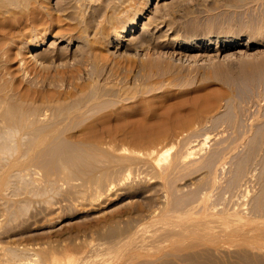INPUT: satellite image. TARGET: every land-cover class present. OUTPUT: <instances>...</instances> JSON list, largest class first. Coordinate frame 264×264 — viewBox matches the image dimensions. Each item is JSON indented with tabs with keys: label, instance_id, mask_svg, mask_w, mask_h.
Returning a JSON list of instances; mask_svg holds the SVG:
<instances>
[{
	"label": "rangeland",
	"instance_id": "1",
	"mask_svg": "<svg viewBox=\"0 0 264 264\" xmlns=\"http://www.w3.org/2000/svg\"><path fill=\"white\" fill-rule=\"evenodd\" d=\"M107 1L0 0V96L26 94L9 98V117L22 109L34 131L60 130L27 158L39 178L53 173V194L19 195L10 204L28 207L10 217L0 205V244L44 264H251L224 230L259 227L264 242V0H152L119 43L144 0ZM41 32L48 42L23 60ZM182 40L222 48L204 55ZM90 127L96 138L81 133ZM227 214L249 222L229 227Z\"/></svg>",
	"mask_w": 264,
	"mask_h": 264
},
{
	"label": "bare ground",
	"instance_id": "2",
	"mask_svg": "<svg viewBox=\"0 0 264 264\" xmlns=\"http://www.w3.org/2000/svg\"><path fill=\"white\" fill-rule=\"evenodd\" d=\"M5 1V0H4ZM59 1H63V0H59ZM113 1V0H112ZM114 1H116V0H114ZM125 3L124 4H126V1L125 0H123ZM139 1V0H138ZM36 2V1H35ZM109 2H110V0H109ZM108 1H107V3H109ZM153 1L152 0H144V3L142 4L141 2V6H140V3L138 4L139 6H140V9L136 12V14L134 15V16H132L131 17V19H129L128 20V22L127 23H125L124 24V26L121 28V30H120V32L118 33V35H117V42L119 43V42H121L122 40H128V36L130 35V33L131 32H133L134 30H135V28L138 26V24H139V22H140V20H141V18L143 17V15L145 14V11L148 9V5L149 4H151ZM28 3V2H27ZM58 3V2H57ZM59 3H62V2H59ZM58 3V4H59ZM115 3H117V5H118V3L120 4V0L118 1V2H115ZM17 4V3H16ZM33 4V3H32ZM111 4V3H110ZM113 4V3H112ZM61 5H63V4H61ZM67 5V4H66ZM117 5H114V6H116V7H118ZM120 5H122V6H124L123 5V2L120 4ZM109 7H110V5H108ZM122 6H121V8H122ZM34 7V6H33ZM120 7V6H119ZM114 8V10L116 9L117 11H119L118 9H121V8ZM38 8V7H37ZM111 8V7H110ZM113 8V7H112ZM127 8H128V6H127ZM134 8H135V6H134ZM138 8V7H137ZM35 9V8H34ZM65 9V8H64ZM115 10V11H116ZM121 10H123L124 11V9H121ZM120 10V11H121ZM35 11V10H34ZM37 11H38V9H37ZM36 11V12H37ZM113 11V10H112ZM133 11V10H132ZM122 13H124V12H122ZM39 14V13H38ZM131 15V14H130ZM132 15H133V13H132ZM1 16V15H0ZM33 17H34V15H32ZM53 17V16H52ZM1 18V17H0ZM129 18V17H128ZM2 20H3V17H2ZM1 19H0V21H2ZM5 20H6V18H5ZM27 21V20H26ZM61 21V20H60ZM126 22V21H125ZM3 26V25H2ZM122 26V25H121ZM1 28V27H0ZM5 28V27H4ZM1 30H3V29H1ZM0 30V31H1ZM2 32V31H1ZM20 32V31H19ZM44 32V31H43ZM3 33V32H2ZM1 33V34H2ZM12 34V33H11ZM56 35V33H54V36ZM2 36V35H1ZM0 36V37H1ZM20 36V35H19ZM48 36H49V34H47L46 32L45 33H42L41 32V34L37 37V39H35V41L34 42H32L31 44V48L30 49H28V51H27V53H25L23 56V60H25L26 61V59H32L33 57H35L34 55V52H35V50H38V49H41L45 44H46V42H48V40H49V38H48ZM53 36V37H54ZM8 37V36H7ZM56 37V36H55ZM79 37V39L81 38V36H78ZM3 39L2 40H4V36L2 37ZM9 39V38H8ZM17 39V38H16ZM77 39V38H76ZM0 40H1V38H0ZM5 41H6V39H5ZM80 41V40H79ZM85 41V40H84ZM3 42V41H2ZM8 42V41H7ZM53 42V41H52ZM1 43V42H0ZM15 44V43H14ZM128 44V43H127ZM87 45V44H86ZM1 46V45H0ZM10 46V45H9ZM179 46H182V48H185V49H187V48H189L190 46L191 47H193L194 48V46H195V49H193V50H195V51H200V53H202V54H206V55H210L213 51H215V50H219L220 48H222V45H219L218 44V42H209V43H205L203 46H202V48L200 47V44L198 43V42H196V43H192V42H190V41H185V40H182L181 42H180V44H179ZM207 46V48H204V47H206ZM87 47V46H86ZM224 47V46H223ZM2 48V47H1ZM0 48V49H1ZM4 48V47H3ZM6 49H4L3 51H5ZM1 51H2V49H1ZM10 51V50H9ZM75 51V50H74ZM6 52V51H5ZM4 52V53H5ZM2 53V52H1ZM1 53H0V55H1ZM7 54H8V51H7ZM10 54H11V51H10ZM9 54V55H10ZM15 54H16V52H15ZM19 54V53H18ZM21 54V53H20ZM36 54L38 55L39 54V52H36ZM41 54V53H40ZM4 55V54H3ZM5 55H6V53H5ZM12 55V54H11ZM2 56V55H1ZM20 56V55H19ZM19 56H17V54H16V58L17 57H19ZM2 57H0V59H1ZM4 58V57H3ZM7 58V57H6ZM9 58V57H8ZM22 58V57H21ZM11 59V58H10ZM16 60V59H15ZM21 60V59H20ZM22 61V60H21ZM18 62H20V61H18ZM22 63V62H21ZM27 65V64H26ZM18 66H20V63H19V65ZM18 66H17V68H18ZM16 67V66H15ZM256 67V66H255ZM14 68V67H13ZM12 68V69H13ZM8 69V68H7ZM19 69V68H18ZM7 71V70H6ZM10 71V70H9ZM14 76V75H13ZM245 80V79H244ZM232 83V82H231ZM18 86V85H17ZM20 86V85H19ZM18 86V87H19ZM16 86H14V88H15ZM18 87L16 88V89H18ZM13 88V87H12ZM11 88V89H12ZM20 88V87H19ZM10 89V90H11ZM24 89V88H23ZM23 89H21V90H11V91H6V92H1V98H0V112L2 113V114H0L1 115V118H3V119H1L0 120V123L2 124H0V205L2 206V207H4V209L3 210H5L6 211V213L4 214V215H6L7 214V217L9 216V214H15V213H18L19 211H23L26 207H28V205H27V203L29 204V201L28 200H19L18 202H15L16 204L14 205V206H12L10 203H11V201L12 202H14V200L15 199H17V198H20L21 196H19V195H21V194H24V193H29V195H25V196H29V197H31V195H33V196H35V197H37V196H44V195H46L47 194V192H48V189H49V191H50V193L49 194H53V192L51 193V191H53V190H51V189H54L55 188V186L54 185H56L55 184V182L56 181H54L52 178H51V175L53 174H49L48 176L46 175H44L45 177L43 178H39L38 177V173H35V170H37L39 167H37V169L35 168H33L34 166H33V164L32 163H30L29 161H30V159H29V161L27 160V158H31L32 159V157H34V159L37 161V158H39V155H38V157L36 156L38 153H40V147L42 148V146L44 147L45 145H46V143H48V144H51L50 143V141H52V140H50V139H52V137L54 138V136H52V135H55V133L57 132V134L59 133V126H57V125H55V126H51L50 128L49 127H46V129L44 128L43 130V132H41L40 131V133H39V129L37 130H33L34 128H32V126L29 128V127H27V125H25L24 123H23V120H20V119H22V114L20 115V111L22 110H20L19 109V107H15L17 104H14V109H15V111H19V116L18 117H20V119H18L17 117H15L16 115H18V113H13L14 111L12 110V112L11 113H13V114H15L13 117L10 115V117H9V114H10V112L8 111V110H10V109H8V105H7V107H6V103H8V104H10L9 102V98H11L12 99V97L11 96H15V97H19V98H23L26 94H25V90H23ZM26 89V88H25ZM1 90H3V89H1V87H0V91ZM27 90V89H26ZM26 93H28V91H26ZM215 98H213V97H210L209 98V100L207 101V103L205 104V111L206 110H211L212 108H214L216 105H217V103H218V100L220 99V96H214ZM14 98V97H13ZM10 99V100H11ZM8 101V102H7ZM16 109H18V110H16ZM42 109V108H41ZM61 111H63V110H65L64 108L63 109H60ZM59 110V111H60ZM24 111V110H23ZM23 111H22V113H23ZM41 111V110H40ZM60 111V112H61ZM9 112V113H8ZM64 112V111H63ZM28 113H30V110H29V112ZM32 113V112H31ZM43 113V112H42ZM57 113H59L58 112V110H57ZM68 113V112H67ZM66 113V114H67ZM34 114L36 115V113H35V111H34ZM37 114H39V113H37ZM3 115V116H2ZM28 115H32V114H28ZM28 115H26V116H28ZM43 115V114H42ZM194 115V114H193ZM6 116H7V119H5L6 118ZM26 116H25V118H26ZM38 116V115H37ZM45 116H46V114H45ZM43 117H44V115H43ZM69 117V116H68ZM195 117V116H194ZM11 118V119H10ZM15 118H17L18 120H19V122L17 123L16 121H18V120H16ZM24 118V117H23ZM24 118V121L25 120H27V119H25ZM30 118V117H29ZM37 117H35V119H36ZM38 118H41V120L43 119L42 117H40V115H39V117ZM45 118V117H44ZM189 119V118H188ZM6 120V121H5ZM36 120H38V121H40L39 119H36ZM5 121V122H4ZM8 121V123H6ZM28 121V120H27ZM27 121H25V123L27 122ZM32 121V120H31ZM37 121V122H38ZM44 121V120H43ZM42 121V122H43ZM184 121V120H183ZM5 123V124H4ZM29 123H30V121H29ZM29 123H26V124H28V125H30ZM32 123V125H33V123L34 122H31ZM39 124H40V122H39ZM47 124H48V122H47ZM49 124H51V123H49ZM53 124V123H52ZM35 125H36V123H35ZM34 125V126H35ZM38 125V124H37ZM44 125V124H43ZM40 126V125H39ZM39 126H38V128H39ZM50 126V125H49ZM41 127V126H40ZM89 127V126H88ZM145 127V126H144ZM27 128H29V129H27ZM32 128V129H31ZM43 128V127H42ZM162 128V127H161ZM146 129V128H145ZM169 129V128H168ZM33 130V132H35V133H38L37 135L38 136H36V134L35 133H33V135H35L32 139H34V143H32V146L30 147H28V148H24L25 150H21V147L23 148V147H25V145L27 144V143H25L24 141H25V139L28 137L29 139H30V133H31V131ZM42 130V129H41ZM97 130V129H96ZM36 131H38V132H36ZM63 131V130H62ZM83 131H85L86 133H84ZM147 131V130H146ZM165 130H163V132H164ZM167 131V130H166ZM165 131V132H166ZM84 133V134H86V135H92L93 137L95 136V138L97 137V132L92 128V127H90V128H87V129H84V130H81V133ZM164 132V133H165ZM96 133V134H95ZM151 133V132H150ZM61 134V133H60ZM152 134H153V132H152ZM171 134V133H170ZM28 135V136H27ZM98 135H99V133H98ZM56 136V135H55ZM152 136V135H151ZM158 136V135H157ZM36 137V138H35ZM148 137V136H147ZM263 137H264V135H263ZM27 138V139H28ZM152 138V137H151ZM261 139V138H260ZM263 139V138H262ZM50 140V141H49ZM264 140V139H263ZM97 141V140H96ZM96 141H94V142H96ZM27 142V141H26ZM31 142H32V140H31ZM24 143H25V145H24ZM28 144H30V140H29V143ZM45 144V145H44ZM24 145V146H23ZM28 146V145H27ZM48 147V146H47ZM47 147H45V148H47ZM94 147H95V145H94ZM44 148V149H45ZM92 148V147H91ZM171 148H172V146H170V147H167V148H165V147H163L159 152H160V155H159V160H166L167 159V155L169 154V152H170V150H171ZM234 148H235V146H234ZM233 148V149H234ZM43 149V148H42ZM232 149V150H233ZM40 150V151H39ZM42 152V151H41ZM192 152H194L193 150H191V151H189L188 152V154H191ZM44 154V153H43ZM251 158V157H250ZM40 160V159H39ZM57 160H58V158H57ZM61 160V159H60ZM27 163H26V162ZM32 161V160H31ZM34 161V160H33ZM36 161H34V163L35 164H37L38 166H39V162H36ZM41 162V161H40ZM222 162V161H221ZM42 165V164H41ZM216 165V164H215ZM252 165V164H251ZM33 166V167H32ZM49 166V165H48ZM210 166V165H209ZM212 166V165H211ZM36 167V166H35ZM41 167V166H40ZM42 167H43V165H42ZM40 171V170H39ZM47 171V170H46ZM36 172H38V170L36 171ZM34 173L35 174H37V177L34 175ZM254 173V172H253ZM58 174V173H57ZM62 174V173H61ZM39 175H40V173H39ZM50 176V177H49ZM212 179V178H211ZM56 180V179H55ZM60 180V179H59ZM62 180V179H61ZM261 180V179H260ZM60 183V182H59ZM211 184H212V182H211ZM251 186V185H250ZM262 190V189H261ZM55 191V190H54ZM55 193V192H54ZM23 197H21V198H24L25 196L24 195H22ZM49 196V195H48ZM32 198V197H31ZM34 198V197H33ZM46 198V197H45ZM50 198V197H49ZM255 199V198H254ZM46 200H47V198H46ZM28 201V202H27ZM218 202V201H217ZM206 203V202H205ZM219 203V202H218ZM221 204V203H220ZM0 206V207H1ZM1 207V208H2ZM251 207V206H250ZM252 208V207H251ZM255 208V207H254ZM262 208V207H261ZM28 209V208H27ZM239 209V208H238ZM242 209V208H241ZM235 210V209H234ZM206 211V210H205ZM220 211V210H219ZM257 211H258V209H257ZM4 212V211H3ZM24 212V211H23ZM2 214V213H1ZM256 214V213H255ZM228 215V214H227ZM226 216V215H225ZM10 217V216H9ZM257 217V216H256ZM218 218H220V217H218ZM258 218V217H257ZM178 219V218H177ZM222 219V218H221ZM255 220H256V218H254ZM254 219H252V221H254ZM0 220H1V218H0ZM188 220H190V219H188ZM226 222H227V224H228V226L230 227V225H229V223H236V224H238V223H248L249 221H247V219H245L244 220V218L242 217V216H238L237 214H235V215H233V216H230V214L228 215V216H226ZM2 221V220H1ZM173 221V220H172ZM163 222V221H162ZM191 222H192V220H191ZM224 222V221H223ZM229 222V223H228ZM165 223V222H164ZM168 223V222H167ZM167 223H165V224H167ZM175 223V222H174ZM196 223V222H195ZM214 224H215V222H213ZM217 223H218V221H217ZM156 224V223H155ZM159 224V223H158ZM163 224V223H162ZM168 224H171V223H168ZM180 224V223H179ZM224 224V223H223ZM261 224V223H260ZM157 225V224H156ZM155 225V226H156ZM190 225V224H189ZM245 225V224H244ZM244 225H233L232 227H230L229 229L228 228H225V230H224V233L226 234V235H228L229 236V240L227 241V242H229V243H237L238 244V246H239V244L241 243V245L243 246V245H247V248L248 247H250V251H252V252H256V251H258L259 253H251L250 251H249V253L247 252V254L246 255H244V257H243V254H242V257L241 258H247L248 260L247 261H251V264H258V262H264V242H260V240L258 241L257 240V238H258V236H257V233H256V235H253V233H255L254 231L256 230V232H257V230H258V228L259 227H253L252 229H249V230H246V229H244ZM164 226V225H163ZM180 226V225H179ZM183 226H185V225H183ZM191 226V225H190ZM224 226V225H223ZM223 226H222V229H223ZM228 226H226V227H228ZM177 227V226H176ZM209 227V226H208ZM161 228V227H160ZM159 228V229H160ZM171 228V227H170ZM178 228V227H177ZM157 229V228H156ZM164 229L165 228H163V232H164ZM166 229H167V225H166ZM195 229V228H194ZM212 229V228H211ZM221 229V230H222ZM260 229V228H259ZM151 230V229H150ZM162 230V229H161ZM178 230H180V228H178ZM182 231H183V229H181ZM220 230V229H219ZM169 231V230H168ZM175 231V230H174ZM191 231V230H190ZM261 231V230H260ZM180 232V231H179ZM184 232H185V230H184ZM195 232H197L196 230H195ZM148 233V232H147ZM187 233V232H186ZM145 234V233H144ZM178 234H180V233H178ZM181 234H183L182 232H181ZM164 235H166V234H164ZM172 235H173V233H172ZM175 235V234H174ZM208 235V234H207ZM225 235V236H226ZM259 237H262V238H264V230L262 231V232H260L259 234ZM176 236V235H175ZM202 236V235H201ZM204 236H206V235H204ZM163 237V236H162ZM182 237H184V236H182ZM208 237H210V236H208ZM214 237V236H213ZM216 237V236H215ZM204 238V237H203ZM211 238V237H210ZM227 238V237H226ZM261 238V239H262ZM135 239V238H134ZM214 239V238H213ZM213 239H211V241L213 240ZM218 239V238H217ZM259 239V238H258ZM136 240V239H135ZM138 240V239H137ZM221 240V239H220ZM264 240V239H263ZM192 241V240H191ZM194 241H196V240H194ZM215 241V240H214ZM216 241H218V240H216ZM215 241V242H216ZM223 241V240H222ZM262 241V240H261ZM136 242V241H135ZM134 242V243H135ZM197 242V241H196ZM226 242V243H227ZM132 243H133V240H132ZM146 243V242H145ZM184 243V242H183ZM194 243V242H193ZM156 244V243H155ZM186 244V243H185ZM191 244V243H190ZM224 244H225V241H224ZM122 245V244H121ZM126 245V244H125ZM136 245V244H135ZM189 245V244H188ZM231 245V244H230ZM233 245V244H232ZM235 245V244H234ZM234 245L232 246V247H234ZM137 246V245H136ZM223 246V244H221V242L220 243H216V249L218 250H220L221 248H224V246ZM229 246V245H228ZM120 247V246H119ZM122 248H123V246H121ZM146 247V246H145ZM156 247V246H155ZM26 248V247H25ZM24 247L23 248H21V247H15V246H4V244L2 245V244H0V264H44V263H41L39 260H40V258H39V260L37 261V260H35V261H37V262H34V263H32V261H28V259H30L31 257H32V254L29 252L28 254H29V256H27L26 254H27V250L28 251H30L29 249H25ZM228 248V247H227ZM226 248V250H224V251H228L229 249H227ZM231 248V247H230ZM240 248V251H241V247H239ZM244 248V247H243ZM247 248H245V251H247ZM215 249V250H216ZM225 249V248H224ZM121 250V249H120ZM218 250V251H219ZM222 250V249H221ZM231 250H233L232 248H231ZM205 251V250H204ZM212 251V250H211ZM210 251V252H211ZM214 251V250H213ZM223 251V252H224ZM230 251V250H229ZM244 251V250H243ZM116 252H118V251H116ZM198 252V251H197ZM220 252V251H219ZM231 253H232V251H230ZM234 252L236 253V251L234 250ZM239 252V251H238ZM242 252V251H241ZM32 253H34V252H32ZM192 253V252H191ZM225 253V252H224ZM240 253V252H239ZM251 253V254H250ZM117 254V253H116ZM215 254V253H214ZM214 254H212V255H214ZM216 254H217V251H216ZM215 254V255H216ZM31 255V256H30ZM186 255V254H185ZM203 255V254H202ZM209 255H211V254H209ZM226 255V254H225ZM234 255V254H233ZM25 256H27V257H25ZM187 256H188V254H187ZM239 256H241V255H239ZM34 257V256H33ZM197 257V256H196ZM222 257V256H221ZM233 257V256H232ZM114 258H116V257H114ZM26 259H27V262H25L26 261ZM38 259V258H37ZM207 259V258H206ZM212 259V258H211ZM21 260H24L23 262H21ZM32 260H34L33 258H32ZM129 260V259H128ZM236 260V259H235ZM241 260V259H240ZM25 262V263H24ZM209 262V261H208ZM220 262V261H219ZM218 262V263H219ZM196 263V262H195ZM236 263V262H235ZM50 264H56V262L55 261H53V263H50ZM214 264H215V262H214ZM219 264H221V263H219ZM230 264V263H229ZM233 264V263H232Z\"/></svg>",
	"mask_w": 264,
	"mask_h": 264
}]
</instances>
